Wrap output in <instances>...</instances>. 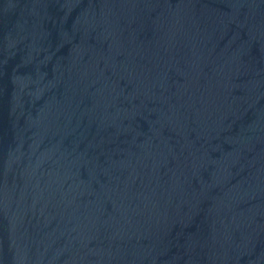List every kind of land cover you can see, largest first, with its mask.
Segmentation results:
<instances>
[{"label":"water","instance_id":"1","mask_svg":"<svg viewBox=\"0 0 264 264\" xmlns=\"http://www.w3.org/2000/svg\"><path fill=\"white\" fill-rule=\"evenodd\" d=\"M0 264H264V0H0Z\"/></svg>","mask_w":264,"mask_h":264}]
</instances>
